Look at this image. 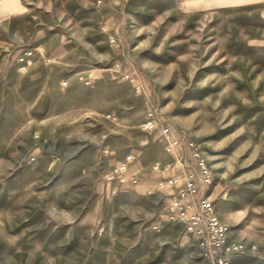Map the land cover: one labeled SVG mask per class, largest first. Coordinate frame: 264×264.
<instances>
[{"label":"rangeland","instance_id":"1","mask_svg":"<svg viewBox=\"0 0 264 264\" xmlns=\"http://www.w3.org/2000/svg\"><path fill=\"white\" fill-rule=\"evenodd\" d=\"M1 3L0 264H210L147 182L165 152L150 108L212 167L216 212L245 244L230 264H264V89L248 74L264 57L247 40L264 0ZM131 69L156 87L136 93ZM129 153L139 183L109 193Z\"/></svg>","mask_w":264,"mask_h":264},{"label":"built area","instance_id":"2","mask_svg":"<svg viewBox=\"0 0 264 264\" xmlns=\"http://www.w3.org/2000/svg\"><path fill=\"white\" fill-rule=\"evenodd\" d=\"M114 39H111L113 42ZM32 55L31 50L23 52L18 60L23 62ZM94 72L89 71L80 74L78 79L84 85H90L93 81ZM133 83L136 93L144 92L143 85L137 80L134 73L123 71L119 76ZM66 82H63L65 85ZM143 127L148 131H159L165 139V149L174 158V164L161 165L155 162L152 170H169L166 178L161 179L157 188L165 192L166 219L182 227V229L194 235L203 256L210 264H230L232 256L245 248L242 241L231 240L228 236V226L218 216L213 200L208 195L202 194V189L209 186L213 181V171L207 158L201 149L186 136L181 134L178 139L171 137L169 125L165 120H160V113L156 108L147 110ZM182 146L189 151L194 162H189L178 154L177 146ZM108 153V149L103 150ZM133 161L132 154H127L124 160L112 166L104 175L107 182L116 185L112 193H116L121 186L136 185L139 177L128 174L130 163ZM180 166V172H174L175 166ZM150 192V191H149ZM256 250V246H250Z\"/></svg>","mask_w":264,"mask_h":264},{"label":"crops","instance_id":"3","mask_svg":"<svg viewBox=\"0 0 264 264\" xmlns=\"http://www.w3.org/2000/svg\"><path fill=\"white\" fill-rule=\"evenodd\" d=\"M2 1V0H1ZM1 1H0V6H2V3H1ZM15 2H16V4L15 5H17L18 4V0H14ZM229 5H232V6H234V4H219V5H217L216 7H225V6H229ZM236 6V5H235ZM247 40H250V41H254L253 42V44H250L249 43V41H248V45H252L254 48H255V50H258V52L260 53V55H263V57H264V31H263V33H259L258 35H256V34H254L253 36H250V35H248V37H247ZM255 41H257V43L255 42ZM253 48V49H254ZM23 53H21L20 55H22ZM252 68L253 69H251V70H253V73L254 74H250V71L248 72V74H249V76L250 75H255V73L258 71V73H256V75L258 74V77H257V79L256 78H254V81L255 82H257V84H258V87L259 88H263L264 89V58L261 60H259L258 62H254L253 63V65H252ZM255 69H258V70H255ZM127 72H131V73H134L135 74V76H136V78H137V80L143 85V88H145V86L146 87H148V88H150V87H156V85H155V83L153 82V81H151L149 78H144V77H140V75L138 74V72L135 70V69H131V70H129V71H127ZM152 82H153V84H152ZM264 101V100H263ZM263 105H264V103H263ZM264 115V114H263ZM162 120H164V119H162ZM169 128H170V132H171V137L173 138V139H178V138H180L181 137V132L177 129V128H175V127H173L172 125H169ZM152 132H156L155 134H156V136L155 137H157V138H160V139H158L159 140V142H160V144L162 145V139H163V142H164V144H163V149H164V151L165 152H163V154L161 155V158H160V160H161V162H159L161 165H173L174 164V158H173V156H172V154L170 153V152H168L166 149H165V139L163 138V136L160 134V132L159 131H152ZM160 134H158V133ZM177 152H178V154H180V155H183V157H185V159L187 160V161H189V162H194V159L191 157V155H190V153H189V151H186V150H184V148L182 147V146H177ZM130 154V153H129ZM127 155V154H126ZM139 155V154H138ZM133 156V155H132ZM125 157V156H124ZM124 160V158L122 159V160H119V161H114V163L113 164H109L110 166H109V168H108V170L112 167V166H114V165H116L117 163H119V162H121V161H123ZM142 160H143V158H141V157H138V159L136 160V162H135V156H133V161L130 163V165H129V169H128V174H133V175H136V176H138V174L141 172L142 173V171H143V169L141 170V165L143 166V163H142ZM148 160H145L144 159V162H147ZM155 163V162H154ZM152 167V166H151ZM145 168V167H144ZM107 170V171H108ZM160 171V175H159V180H157L158 178H156V175L155 174H153V175H149V177H150V179H149V181H147L148 183H155L156 182V184H154L155 186V188L156 189H158L157 188V184H158V182L161 180V179H164V178H166L167 177V175L169 174V170H159ZM181 171V168H180V166H175V168H174V172H180ZM140 180V179H139ZM151 181V182H150ZM116 184L115 183H113V182H107L106 181V185H105V188H106V190H108L109 191V193H112V189L114 188V186H115ZM210 186V185H209ZM209 186H205L203 189H202V194L203 195H208L211 199H213L212 197H213V195L212 194H209ZM122 187H124V186H121V187H119L118 188V190H117V192L122 188ZM116 192V193H117ZM116 193H112V194H116ZM162 194H163V196H162V199H163V204H162V209H163V211H164V216H165V218H166V200H167V198H166V196H165V192L164 191H162ZM219 216V215H218ZM219 218H220V216H219ZM221 219V218H220ZM181 227V226H180ZM182 228V227H181ZM192 237L193 238H196L194 235H192Z\"/></svg>","mask_w":264,"mask_h":264}]
</instances>
